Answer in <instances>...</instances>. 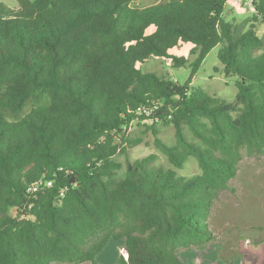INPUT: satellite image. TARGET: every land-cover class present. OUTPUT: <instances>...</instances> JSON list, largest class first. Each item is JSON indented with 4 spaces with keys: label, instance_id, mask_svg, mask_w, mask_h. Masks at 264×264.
<instances>
[{
    "label": "trees",
    "instance_id": "16d2710c",
    "mask_svg": "<svg viewBox=\"0 0 264 264\" xmlns=\"http://www.w3.org/2000/svg\"><path fill=\"white\" fill-rule=\"evenodd\" d=\"M16 1L0 0V264H102L110 239H124L117 264H186L180 250L212 239L211 206L242 149L264 155V0L240 20L224 16L228 0ZM185 43L192 61L171 53ZM217 45L233 102L192 85ZM150 58L189 75L144 71ZM133 124L168 166L150 153L117 175L115 156L144 142ZM36 180L51 185L29 192Z\"/></svg>",
    "mask_w": 264,
    "mask_h": 264
},
{
    "label": "rangeland",
    "instance_id": "374dc122",
    "mask_svg": "<svg viewBox=\"0 0 264 264\" xmlns=\"http://www.w3.org/2000/svg\"><path fill=\"white\" fill-rule=\"evenodd\" d=\"M5 6L15 9L16 0H1ZM158 0H140L137 6L154 4ZM250 0H228L224 8V16L228 19L240 20L252 14ZM153 29H149L151 32ZM256 31L263 35V25L256 24ZM191 45L185 43L171 53L184 55L190 61ZM220 45L212 48L202 61L192 79V85L200 87L206 93L233 102L237 92V77L225 76L220 70L217 58ZM144 71H152L158 75L169 73L174 80L183 83L189 75V68H173L170 61L163 58H150L142 66ZM130 135L143 137L144 142L127 150V154L118 153L115 159L122 164L117 175L125 171L126 159L134 160L150 153H155L154 164L168 166L165 156L154 144L152 132L143 125L133 124ZM157 136L165 142L174 140V129L171 126H158ZM242 159L238 164L236 175L228 182V188L221 191L211 206L207 229L212 239L200 247L182 249L180 258L186 264H264V155L248 156L242 149ZM188 174L197 171V163L193 158L186 161ZM184 170V168H182ZM10 210V214H14ZM124 239H110L104 249L95 257L102 264H117L122 252ZM123 254V255H124ZM126 256V254L124 255ZM59 264V263H53Z\"/></svg>",
    "mask_w": 264,
    "mask_h": 264
},
{
    "label": "built area",
    "instance_id": "2783aa9c",
    "mask_svg": "<svg viewBox=\"0 0 264 264\" xmlns=\"http://www.w3.org/2000/svg\"><path fill=\"white\" fill-rule=\"evenodd\" d=\"M249 5H251L250 4V1H249V3H248ZM51 185V181H46L45 183L42 181V180H36L29 188H28V191L29 192H31V191H33V190H36V189H38L40 186H42V185Z\"/></svg>",
    "mask_w": 264,
    "mask_h": 264
},
{
    "label": "crops",
    "instance_id": "0c3cea01",
    "mask_svg": "<svg viewBox=\"0 0 264 264\" xmlns=\"http://www.w3.org/2000/svg\"><path fill=\"white\" fill-rule=\"evenodd\" d=\"M122 252H125V250L122 249ZM122 254H124V253H122ZM125 254H126V252H125ZM125 254H124V255H125ZM79 264H92V263H90V262H83V263H79Z\"/></svg>",
    "mask_w": 264,
    "mask_h": 264
}]
</instances>
